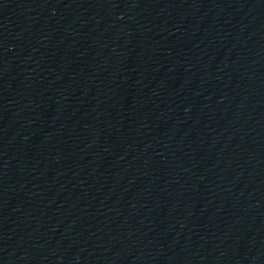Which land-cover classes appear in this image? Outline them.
Wrapping results in <instances>:
<instances>
[{
  "label": "water",
  "instance_id": "water-1",
  "mask_svg": "<svg viewBox=\"0 0 264 264\" xmlns=\"http://www.w3.org/2000/svg\"><path fill=\"white\" fill-rule=\"evenodd\" d=\"M0 264H264V0H0Z\"/></svg>",
  "mask_w": 264,
  "mask_h": 264
}]
</instances>
